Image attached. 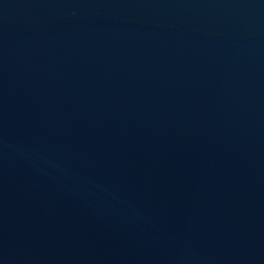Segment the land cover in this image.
Masks as SVG:
<instances>
[{
	"label": "water",
	"instance_id": "1",
	"mask_svg": "<svg viewBox=\"0 0 264 264\" xmlns=\"http://www.w3.org/2000/svg\"><path fill=\"white\" fill-rule=\"evenodd\" d=\"M0 264H264V0H0Z\"/></svg>",
	"mask_w": 264,
	"mask_h": 264
}]
</instances>
